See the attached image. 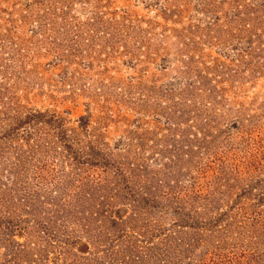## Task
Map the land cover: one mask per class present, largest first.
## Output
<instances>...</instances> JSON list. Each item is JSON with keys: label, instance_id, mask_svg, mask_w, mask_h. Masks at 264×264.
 <instances>
[{"label": "rangeland", "instance_id": "rangeland-1", "mask_svg": "<svg viewBox=\"0 0 264 264\" xmlns=\"http://www.w3.org/2000/svg\"><path fill=\"white\" fill-rule=\"evenodd\" d=\"M0 264H264V0H0Z\"/></svg>", "mask_w": 264, "mask_h": 264}]
</instances>
